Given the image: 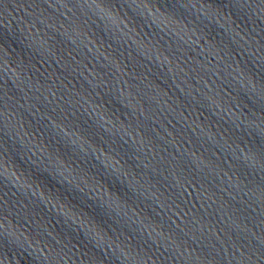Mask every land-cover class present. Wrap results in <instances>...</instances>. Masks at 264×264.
Instances as JSON below:
<instances>
[{
    "label": "water",
    "instance_id": "95a60500",
    "mask_svg": "<svg viewBox=\"0 0 264 264\" xmlns=\"http://www.w3.org/2000/svg\"><path fill=\"white\" fill-rule=\"evenodd\" d=\"M0 264H264V0H0Z\"/></svg>",
    "mask_w": 264,
    "mask_h": 264
}]
</instances>
